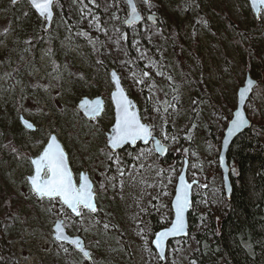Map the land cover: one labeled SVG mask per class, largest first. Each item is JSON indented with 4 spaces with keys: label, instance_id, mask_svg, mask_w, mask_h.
Returning <instances> with one entry per match:
<instances>
[{
    "label": "rangeland",
    "instance_id": "1",
    "mask_svg": "<svg viewBox=\"0 0 264 264\" xmlns=\"http://www.w3.org/2000/svg\"><path fill=\"white\" fill-rule=\"evenodd\" d=\"M96 1L56 3L52 26L44 32V22L26 1L12 5L11 0H0V192L11 193L20 204L13 225L2 231L3 264H162L151 246L156 233L151 216L157 226L171 224L170 203L184 160L188 181L199 183L193 189L194 233L210 230L225 201L217 163L221 140L246 72L264 90V76H253L258 59L264 68V55L253 43L256 56L245 68L248 54L217 13L226 7L230 18L246 30L252 15L247 1L156 0L143 6L137 0L141 9L161 14L177 39L172 51L157 47L144 26L140 32L131 29L127 42L115 16L107 24L83 10V3L92 6ZM111 69L140 103L142 121L168 147L165 158L152 145L122 155H112L107 148L105 134L114 122ZM253 95L246 113L264 120V96ZM95 97L103 99L104 113L88 121L77 104ZM21 116L36 127L34 132L23 129ZM51 135L66 151L75 182L80 172L89 173L98 214L83 211V217L73 221L56 201L39 200L33 193L30 160L41 154ZM108 161L118 176L114 184L106 176ZM58 220L84 241L89 261L55 241ZM166 263H173L170 247Z\"/></svg>",
    "mask_w": 264,
    "mask_h": 264
},
{
    "label": "trees",
    "instance_id": "2",
    "mask_svg": "<svg viewBox=\"0 0 264 264\" xmlns=\"http://www.w3.org/2000/svg\"><path fill=\"white\" fill-rule=\"evenodd\" d=\"M155 2L156 0H151L149 5H153ZM82 8L107 24H110L112 16H115L119 33L125 34L127 42H129L128 33L133 28H128L124 24L127 10L123 0H98L92 6L83 3ZM141 11L143 15L148 12L145 9H141ZM152 12L158 16V24L152 27L144 20L137 30L140 32L139 29L143 26L149 28L152 32L149 36L154 40L156 46L167 47L169 51H172L177 46L176 37L164 23L161 14L154 8ZM165 15L170 18L167 13ZM217 15L232 34L235 42L242 45L244 53L248 54L245 68L256 56L253 43L257 42L258 49L264 55V20L262 18L257 21L250 14L251 26L242 30L230 18L226 7L220 6ZM140 42L144 44L141 36ZM149 54L154 56L150 50ZM258 63L259 67H256L257 72H253V76L263 77L264 68L260 66L259 59ZM250 67L252 69V66ZM147 77L150 79L149 75ZM256 95L264 96V90L259 86L254 90L253 97ZM142 98L148 106L150 100L145 92L142 93ZM137 104L140 103L137 102ZM248 117L251 120L250 129L234 141L228 153L232 185L230 200L225 199L219 216L211 223L210 230L203 234L194 233L197 218L193 215L192 208L188 217L189 237L170 243V257L173 256V263L166 264H264V120L262 118L253 119L251 115ZM125 150L134 154L142 148ZM125 150L121 152V155ZM0 159H2V155H0ZM107 165L106 176L111 180L109 182L114 184L118 176L113 175L110 161ZM195 199L193 196V207ZM54 203L58 207L60 206L57 201ZM19 214L20 204L18 201L11 193L2 190L0 192V264H3L7 259L2 249V231L6 226L11 227L14 218ZM72 220L76 221L77 219ZM156 222V217L151 216L154 231L157 232L166 227L157 226ZM175 245L179 248H175Z\"/></svg>",
    "mask_w": 264,
    "mask_h": 264
},
{
    "label": "snow or ice",
    "instance_id": "3",
    "mask_svg": "<svg viewBox=\"0 0 264 264\" xmlns=\"http://www.w3.org/2000/svg\"><path fill=\"white\" fill-rule=\"evenodd\" d=\"M29 2L41 17L49 20L51 19L53 0H29ZM90 2L94 3L95 0H90ZM143 2L147 4L149 0H143ZM251 2L252 6L255 8L257 0H251ZM12 3L15 4L16 0H12ZM127 3L130 8L127 23L134 24L140 20V15L133 4V0H127ZM260 3H264V0H260ZM143 75L147 77L149 74L145 72ZM112 78L117 88V93L113 94V99L117 100L118 94L121 96V99L117 100L116 103V122L113 129L114 135L109 139L110 148L115 150L126 143L135 144L137 140H142L147 143L152 136L150 128L140 122L139 118L132 110L133 105L131 102L128 101L126 97H123L119 80L115 73H112ZM251 87L252 82L249 80L247 81L246 88L239 92L241 102L246 99L245 93L251 90ZM99 105L100 102L95 101L91 104L85 102L82 106L85 108L86 114L94 115L98 112ZM235 115L236 118L231 122L229 135L238 131L245 124L241 112L237 111ZM24 125L28 129L33 127L26 121H24ZM156 150L158 152L164 151L160 146L159 141H156ZM31 163L35 166V175L30 178V183L33 192L38 197H47L50 200L58 201L68 209H71L72 213L77 216L81 215V207L88 209L93 213L97 211L93 203L94 196L91 184L83 174L80 176L79 185L74 182L72 173L67 166L65 154L56 143L55 137L51 138L39 158L32 160ZM121 175H123L122 171ZM179 179L180 186L176 190L175 202L173 204L175 209V220L170 229L156 234L154 243L158 249L162 248L163 242L168 236L177 235L184 231V212L188 207V190L191 185L185 182L183 175H181ZM105 227H107V225ZM55 232V238L57 240L67 241L68 243L74 244L81 252H83L85 258H90L89 253L83 250L79 239L69 240L68 237L63 235L61 223L58 222L56 224ZM161 258H163L162 255Z\"/></svg>",
    "mask_w": 264,
    "mask_h": 264
},
{
    "label": "water",
    "instance_id": "4",
    "mask_svg": "<svg viewBox=\"0 0 264 264\" xmlns=\"http://www.w3.org/2000/svg\"><path fill=\"white\" fill-rule=\"evenodd\" d=\"M24 0H16V3L13 4L12 3V0H11V4L12 5H17L19 4L20 2H22ZM28 5L30 6V8L33 10V12L35 13V15L41 20L44 22V31H49L51 26H52V23H53V20H54V9H53V6L58 3L60 0H53V4H52V8H51V12H52V15H51V19H46L44 17H41L38 12L36 11V9L30 4L29 0H25ZM140 3L142 5H149L150 1L145 4L143 2V0H139ZM248 5H249V8L252 12V15L253 17L259 21L261 19V16L264 20V3H260V0H257V4H256V7L254 8L252 6V2L251 0H246ZM125 6H126V10H127V16H126V19H125V26L126 27H140L143 23V21L145 20V22L148 24V25H151V26H156L158 24V16L155 15V14H152V13H148L145 15V17L143 16V14L141 13V11L139 10V7L136 3V0H133V4L135 5L136 9H137V12L138 14L140 15V20L134 24H129L127 23V20H128V14L130 12V8L128 6V3H127V0H123ZM112 73H115L116 74V77L118 78L119 80V84H120V89L122 90V95L123 97H126L128 101L131 102V104L133 105V111L135 112V114L137 115V117L139 118L140 122L142 124H145L147 125L150 130H151V133H152V129H151V126L148 125L147 123L143 122L141 117H140V112H139V108H138V105L137 103L128 95L127 91L125 90L124 86L122 85V82H121V78L119 76V74L117 73V71L115 69H111L109 71V81L110 83L112 84V91L109 95V100L111 102V105H112V108H113V115H114V122L112 124V126L110 127L109 129V132L105 134V137H106V145H107V148L109 149V151L114 155V154H118L120 152H122L123 150L125 149H129V150H135L136 148L138 147H147L149 145H152L154 151L156 152V154L161 158H165L168 154V148L163 145L160 141V139L158 137H156L155 135L152 134L151 138L149 139V141L147 143H145L144 141L142 140H137L135 144H132V143H126L124 145H121L120 147H118L117 149L113 150L110 148L109 146V139L110 137H112L114 135V132H113V129H114V126H115V122H116V114H117V108H116V103H117V100L121 99V96L118 94L117 95V100H114L113 99V94L114 93H117V88H116V84L113 82V78H112ZM251 81L252 82V87H251V90L247 91L245 93V96H246V99L244 101H240V98H239V92L246 88L247 86V81ZM257 86V81L254 80L250 73L249 72H246L245 74V80L243 82V86L240 87L237 91V103H236V107L235 109L233 110V112L231 113V117H230V120L228 121L227 125H226V128L224 130V133H223V137H222V140H221V144H220V150H219V154H218V157H217V163H218V168H219V171H220V176H221V181H222V187H223V192H224V195H225V199L227 201L230 200L231 198V193H232V185H231V180H230V174H231V169H230V166H229V163H228V153H229V150L232 146V144L234 143V141L241 135H243L246 131H248L251 127V121L250 119L248 118V115L246 113V106H247V103L248 101L250 100L251 96L253 95V91L254 89L256 88ZM95 101H99L100 102V105H99V110L97 113H95L94 115H88L86 114L85 112V108L82 106L84 105L85 102H88V103H92V102H95ZM104 109H105V105H104V101L101 97H95L93 99H89V98H82L78 104H77V110L79 111V113L88 121H93L95 119H98L100 118L103 113H104ZM239 111L242 113L243 117H244V120H245V124L243 127H241L238 131H235L234 133H232L231 135H229V129L231 128V122L232 120H234L236 118V112ZM24 121L30 123L33 127L31 129H28L25 127L24 125ZM19 123L20 125L23 127V129H25L26 131L28 132H34L36 130V127L31 123L29 122L28 120L24 119L22 116L19 118ZM52 137H55L56 138V143L59 145V147L63 150L64 154H65V157H66V161H67V166L69 168V170L71 171L70 169V165H69V161H68V155L66 153V151L64 150L62 144L60 143V141L57 139V137L55 135H51L48 140H47V143L44 147V149L47 147L48 143L50 142L51 138ZM156 141H159L160 142V146L164 149L163 152H158L156 150ZM43 149V150H44ZM43 152V151H42ZM41 152V154H42ZM40 154V155H41ZM39 155V156H40ZM36 157V158H32L30 160V164L32 166V176L35 175V166L31 163L32 160L34 159H38L39 158ZM187 171H188V162L187 160H184V164H183V167L177 177V180H176V184H175V188H174V192H173V197H172V200H171V203H170V208H171V211H172V214H173V218H172V221H171V224L166 227V228H163V229H160L158 230L155 235H154V238L152 240V243H151V246L153 248V250L155 251L156 255L158 256V258L160 259L161 263H165L166 261V255H167V250H168V247H169V244L170 243H173L175 241H178V240H185L189 237V234H190V231H189V220H188V217H189V214L190 212L192 211V207H193V189L194 187L198 186V181H188V178H187ZM72 173V171H71ZM81 174L85 175L87 177V180L88 182L91 184L92 186V192H93V196H94V199H93V203L98 211V205H97V202H96V193L94 192V184L92 182V180L90 179V176H89V173L88 172H80L79 173V182H80V176ZM183 175L184 177V180L187 184H190L191 187L190 189L188 190V207L186 209V211L184 212V231L182 233H179L177 235H170L168 236L164 242H163V246L162 248L158 249L154 243L155 241V238H156V234L159 233V232H162V231H165L167 229H170L172 227V223L174 222L175 220V209L173 207V204L175 202V196H176V190L177 188L180 186V176ZM31 176V177H32ZM72 176H73V180L75 182V179H74V175L72 173ZM28 178V183H29V186L31 187L32 189V186H31V183H30V178ZM79 182H78V185H79ZM76 183V182H75ZM33 191V190H32ZM34 193V192H33ZM35 194V193H34ZM36 195V194H35ZM37 196V195H36ZM37 198L39 200L41 199H47V200H50L48 199L47 197H44V198H40L37 196ZM53 201V200H52ZM60 204V203H59ZM62 207H64L67 212L75 219H79L81 218L82 216V210L90 213L91 215L97 213L96 212H91L89 211L88 209H85L83 207L80 208V212H81V215L80 216H77L75 215L74 213H72L71 209H68L66 206L60 204ZM61 223L62 224V231H63V235L68 237L69 240H74V239H79L81 241V245L83 247V250L88 252L89 253V257H90V252L89 250L86 249L85 247V243L84 241L78 237V236H71L70 234H68L65 226H64V222L62 220H58L54 223V226H53V238L55 239V241L57 243H60V244H64L66 246H68L69 248L73 249L74 251L78 252L86 261H89L90 258H85L84 255H83V252L80 251L79 248H77L74 244H71V243H68L67 241H62V240H57L55 237H56V232H55V226L57 223ZM161 255L163 256V258H161Z\"/></svg>",
    "mask_w": 264,
    "mask_h": 264
},
{
    "label": "flooded vegetation",
    "instance_id": "5",
    "mask_svg": "<svg viewBox=\"0 0 264 264\" xmlns=\"http://www.w3.org/2000/svg\"><path fill=\"white\" fill-rule=\"evenodd\" d=\"M140 9H141V8H140ZM141 12H142V11H141ZM148 13H149V12H148ZM148 13H146V14H148ZM146 14H145V15H146ZM145 15H143V16L145 17ZM143 22H144V21H143ZM142 24H143V23H142ZM120 153H121V152H120Z\"/></svg>",
    "mask_w": 264,
    "mask_h": 264
},
{
    "label": "bare ground",
    "instance_id": "6",
    "mask_svg": "<svg viewBox=\"0 0 264 264\" xmlns=\"http://www.w3.org/2000/svg\"><path fill=\"white\" fill-rule=\"evenodd\" d=\"M148 13V12H147ZM121 24V23H120ZM158 27V26H157Z\"/></svg>",
    "mask_w": 264,
    "mask_h": 264
}]
</instances>
